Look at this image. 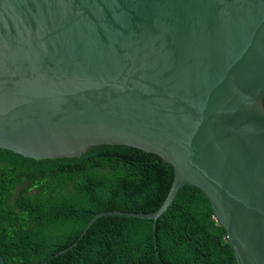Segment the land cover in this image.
Instances as JSON below:
<instances>
[{"label":"water","instance_id":"1","mask_svg":"<svg viewBox=\"0 0 264 264\" xmlns=\"http://www.w3.org/2000/svg\"><path fill=\"white\" fill-rule=\"evenodd\" d=\"M264 0H0V148L78 157L100 144L173 170L159 216L198 187L237 264H264ZM0 264H6L0 253Z\"/></svg>","mask_w":264,"mask_h":264},{"label":"trees","instance_id":"2","mask_svg":"<svg viewBox=\"0 0 264 264\" xmlns=\"http://www.w3.org/2000/svg\"><path fill=\"white\" fill-rule=\"evenodd\" d=\"M264 106V97H263ZM173 170L159 155L126 145H92L78 157L36 160L0 148V253L6 264H237L225 229L196 186H183L153 232L150 213Z\"/></svg>","mask_w":264,"mask_h":264}]
</instances>
